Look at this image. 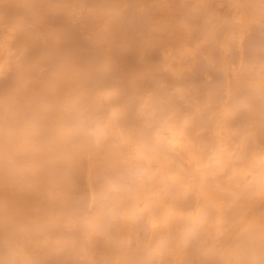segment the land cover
Wrapping results in <instances>:
<instances>
[{"label": "snow or ice", "instance_id": "1", "mask_svg": "<svg viewBox=\"0 0 264 264\" xmlns=\"http://www.w3.org/2000/svg\"><path fill=\"white\" fill-rule=\"evenodd\" d=\"M0 264H264V0H0Z\"/></svg>", "mask_w": 264, "mask_h": 264}]
</instances>
